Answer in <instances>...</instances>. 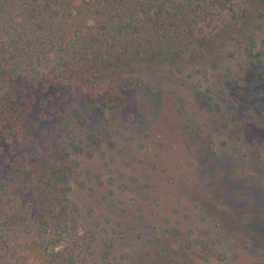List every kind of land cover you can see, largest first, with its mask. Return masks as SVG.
Returning <instances> with one entry per match:
<instances>
[{
  "label": "rangeland",
  "instance_id": "1",
  "mask_svg": "<svg viewBox=\"0 0 264 264\" xmlns=\"http://www.w3.org/2000/svg\"><path fill=\"white\" fill-rule=\"evenodd\" d=\"M221 30L191 54L145 58L144 86L125 88L114 116L81 95L65 137L62 92L2 80L0 105L18 103L31 146L18 164L0 132V261L38 260L28 247L49 202L68 206L75 264H264V8Z\"/></svg>",
  "mask_w": 264,
  "mask_h": 264
},
{
  "label": "trees",
  "instance_id": "2",
  "mask_svg": "<svg viewBox=\"0 0 264 264\" xmlns=\"http://www.w3.org/2000/svg\"><path fill=\"white\" fill-rule=\"evenodd\" d=\"M253 3L264 8V0H0V83L21 79V92L27 87L62 92L66 111L56 108L52 118L60 117L65 137L72 115H80L72 102L81 95L89 98L85 109L114 116L124 89L144 86L137 74L145 58L171 60L195 52L207 33L215 35L240 12L247 16ZM14 105V111L0 105V132L23 151L17 161L23 164L31 145L25 115L17 117ZM60 147L66 152L63 141ZM39 211L38 237L28 247L39 258L25 254L16 264H75L65 242L72 230L68 206L59 212L55 204L40 202ZM8 225L6 215L0 217L5 251ZM2 258L0 264H9L8 253Z\"/></svg>",
  "mask_w": 264,
  "mask_h": 264
}]
</instances>
